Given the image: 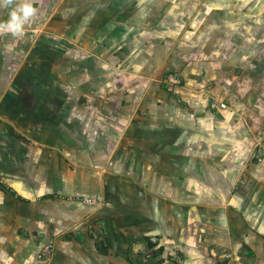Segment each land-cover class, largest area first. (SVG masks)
<instances>
[{
	"label": "crops",
	"instance_id": "obj_1",
	"mask_svg": "<svg viewBox=\"0 0 264 264\" xmlns=\"http://www.w3.org/2000/svg\"><path fill=\"white\" fill-rule=\"evenodd\" d=\"M249 1L0 0V264H264Z\"/></svg>",
	"mask_w": 264,
	"mask_h": 264
},
{
	"label": "rangeland",
	"instance_id": "obj_2",
	"mask_svg": "<svg viewBox=\"0 0 264 264\" xmlns=\"http://www.w3.org/2000/svg\"><path fill=\"white\" fill-rule=\"evenodd\" d=\"M249 2H251V6L250 8L248 9L247 8V3H244V2H240L241 3V7H235V11L237 12H243L244 11V7L246 8V10L250 11V18H251V21H249V25L251 26L250 29H246L247 30H250L252 31V34H249V36H251V39L255 42V41H258V42H263L264 43V0H250ZM248 2V3H249ZM207 3V2H206ZM237 5L239 4L238 2H236ZM62 4H66V3H62ZM201 4V3H200ZM208 5H212L211 3V0L209 3H207ZM226 11H229V7L226 8ZM229 16L225 19H228ZM238 28L236 29V32L237 34L240 32V31H237ZM259 31V33L257 32ZM247 37V36H246ZM249 40V39H248ZM263 48H264V45H263ZM259 50H256V55L259 57V56H262L264 57V51H262V53H258ZM168 73H171V74H175L173 71L172 72H168ZM179 78V76H178ZM86 198V197H85ZM84 198V199H85ZM83 199V200H84ZM86 202V201H84ZM96 202L94 199L91 198V202H89L88 204H92ZM87 203V202H86ZM173 256V255H172ZM170 258V256L168 255L167 257H162L160 255V257H157L158 259H161L163 258L164 261L166 262H170L172 261L173 263L174 262H178V258L176 256H173ZM175 257V258H174ZM155 257H149V258H144L142 259V262L144 264H154L155 262ZM162 261V260H161ZM165 262V263H166Z\"/></svg>",
	"mask_w": 264,
	"mask_h": 264
},
{
	"label": "built area",
	"instance_id": "obj_3",
	"mask_svg": "<svg viewBox=\"0 0 264 264\" xmlns=\"http://www.w3.org/2000/svg\"><path fill=\"white\" fill-rule=\"evenodd\" d=\"M18 30L16 24H12L8 21L5 20H0V37L6 35V34H11L14 33ZM166 82L171 84V85H178L180 84V79L178 78V75L176 74H171L168 73L166 75ZM221 107H224L225 104H220ZM84 201L87 203L91 202V198H85ZM155 238L153 237L152 240Z\"/></svg>",
	"mask_w": 264,
	"mask_h": 264
}]
</instances>
